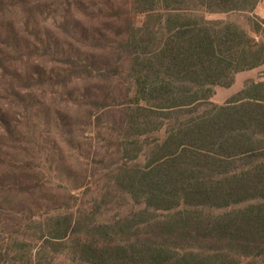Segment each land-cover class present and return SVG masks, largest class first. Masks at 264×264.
<instances>
[{
  "label": "trees",
  "instance_id": "16d2710c",
  "mask_svg": "<svg viewBox=\"0 0 264 264\" xmlns=\"http://www.w3.org/2000/svg\"><path fill=\"white\" fill-rule=\"evenodd\" d=\"M262 1L115 0L92 14L104 33L77 38L101 60L58 54L36 34L33 45L7 41L0 264H264V80L213 101L216 88L264 64V19L253 15ZM62 28L75 39L77 27ZM32 59L58 70L24 78L18 68ZM74 81L103 84L90 93L85 126L118 113L103 137L110 163L123 164L91 203L76 187L36 179L52 171V154L33 124L42 104L24 99Z\"/></svg>",
  "mask_w": 264,
  "mask_h": 264
},
{
  "label": "rangeland",
  "instance_id": "374dc122",
  "mask_svg": "<svg viewBox=\"0 0 264 264\" xmlns=\"http://www.w3.org/2000/svg\"><path fill=\"white\" fill-rule=\"evenodd\" d=\"M7 3L9 11L0 7V49L7 47V41L15 39L19 45H33L37 43L34 40V35H38L46 40L48 46L58 54H66L70 51H79L83 56H96L101 60L102 54L94 53L84 46L83 43H78V35L83 33L90 35L104 33V29L109 26L105 20L94 18L92 14H97L99 11L107 9L115 0H3ZM10 5V6H9ZM98 15V14H97ZM209 19H225V15H208ZM243 25H246L244 17L236 16ZM62 25L71 28L77 27L75 39L67 36L63 31ZM248 28V27H247ZM86 39V38H84ZM34 69L44 72L45 74L55 73L58 66L53 63L41 62L39 60H29L26 66L18 68L21 76L24 78L29 75ZM245 77L253 76L254 72L241 74ZM124 77V75H123ZM240 77V76H239ZM0 78V115L7 113L10 110L11 101L5 100V82ZM120 82H124L120 78ZM126 88L127 82H124ZM243 84V83H242ZM241 85L240 78L230 89L216 88V93L213 101L218 104H223L228 99V94L235 91ZM103 84L98 81H74L67 88H53L45 96H42L39 90L24 91V99L26 95H30L34 100H38L41 105L40 116L33 122L37 126L36 132L42 133L45 136L46 148L52 155L50 161H53L52 171L37 172L36 179L50 180L52 183H62L69 187H76L75 195L83 203H91L96 197L98 189H101L106 179L116 167L121 166L123 161L115 160L114 164L110 163L106 144L103 137L106 124L111 121V116H117L118 113L113 112V115H105L101 127L92 128L85 126L87 114L90 111L88 102L90 93L97 88H101ZM113 86V85H112ZM114 92L118 93V86L114 85ZM28 92V93H27ZM102 112H97L100 115ZM65 129L62 131L66 137L64 142L61 138L62 134L59 126L62 125ZM101 132L99 137L96 133ZM25 132V131H24ZM98 136V135H97ZM5 143V139L0 133V147ZM30 148V146H29ZM7 152V150H4ZM128 163V162H127ZM137 162H129L132 166ZM97 187V189H96ZM56 192H51L48 195L55 196ZM126 210V208H124ZM124 211V210H123ZM120 210H115L108 213V217Z\"/></svg>",
  "mask_w": 264,
  "mask_h": 264
},
{
  "label": "crops",
  "instance_id": "0c3cea01",
  "mask_svg": "<svg viewBox=\"0 0 264 264\" xmlns=\"http://www.w3.org/2000/svg\"><path fill=\"white\" fill-rule=\"evenodd\" d=\"M253 15L256 18L264 19V0L257 5V7L255 8V10L253 12ZM248 72H254V75L253 76H248V77H245V76L241 75V74L248 73ZM239 78H240L241 85H239V88L237 90L232 91L231 93H229L228 94V96H229L228 98H230L232 95H234L238 91H240L245 81H247V80H255V81L264 80V64L262 66L256 68V69H254V70L241 72V73L237 74L233 86H235V83H237V80H239ZM232 87H230L228 89L231 90Z\"/></svg>",
  "mask_w": 264,
  "mask_h": 264
}]
</instances>
